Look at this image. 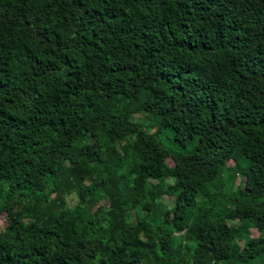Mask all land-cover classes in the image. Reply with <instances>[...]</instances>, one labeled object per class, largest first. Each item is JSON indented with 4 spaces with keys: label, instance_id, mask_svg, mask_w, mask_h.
I'll return each instance as SVG.
<instances>
[{
    "label": "trees",
    "instance_id": "1",
    "mask_svg": "<svg viewBox=\"0 0 264 264\" xmlns=\"http://www.w3.org/2000/svg\"><path fill=\"white\" fill-rule=\"evenodd\" d=\"M1 216L0 264H264V0H0Z\"/></svg>",
    "mask_w": 264,
    "mask_h": 264
},
{
    "label": "rangeland",
    "instance_id": "2",
    "mask_svg": "<svg viewBox=\"0 0 264 264\" xmlns=\"http://www.w3.org/2000/svg\"><path fill=\"white\" fill-rule=\"evenodd\" d=\"M136 121L138 122H142L144 123L145 125V128L149 131H157L158 128H157V124H155V126H152L154 124V121L152 122L151 118L148 116V115H142V114H139L136 116ZM161 138L163 140V142L165 143V145L168 147V148H174L173 146L175 145L174 142H173V138L171 136V134L169 132H165L164 134L161 135ZM178 151H185L186 149H177ZM229 167H234V163L233 162H230L229 163ZM241 182V180H238L237 183H236V187L239 185V183ZM64 199L66 200V206H68L69 208H74L78 205L79 203V199L77 197L76 194H72V195H69V196H66L64 197ZM165 202L170 205V206H173L174 205V198L172 197H169V196H166L165 197ZM6 225V219L4 218V216H1L0 217V227H4ZM252 236L253 237H258V233L257 231H252Z\"/></svg>",
    "mask_w": 264,
    "mask_h": 264
}]
</instances>
